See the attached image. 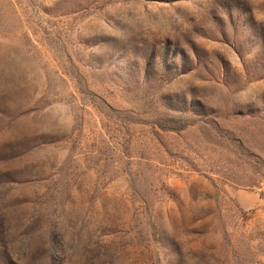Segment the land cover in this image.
<instances>
[{
  "label": "rangeland",
  "instance_id": "1",
  "mask_svg": "<svg viewBox=\"0 0 264 264\" xmlns=\"http://www.w3.org/2000/svg\"><path fill=\"white\" fill-rule=\"evenodd\" d=\"M0 264H264V0H0Z\"/></svg>",
  "mask_w": 264,
  "mask_h": 264
}]
</instances>
